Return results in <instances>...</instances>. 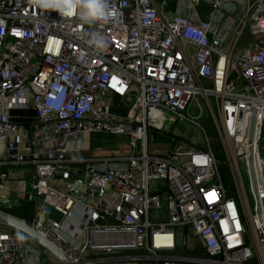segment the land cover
I'll use <instances>...</instances> for the list:
<instances>
[{
	"label": "built area",
	"instance_id": "1",
	"mask_svg": "<svg viewBox=\"0 0 264 264\" xmlns=\"http://www.w3.org/2000/svg\"><path fill=\"white\" fill-rule=\"evenodd\" d=\"M109 3L116 15L89 25L79 8L0 0V186L22 170L33 224L74 264H264V0ZM97 33L103 49L90 43ZM115 98L130 104L124 116ZM198 98L235 195L207 135L202 147L151 151L150 136L196 124ZM24 111L34 125L18 121ZM100 134L126 149L91 156ZM179 229L194 255L177 252ZM0 264L61 263L0 229Z\"/></svg>",
	"mask_w": 264,
	"mask_h": 264
},
{
	"label": "rangeland",
	"instance_id": "2",
	"mask_svg": "<svg viewBox=\"0 0 264 264\" xmlns=\"http://www.w3.org/2000/svg\"><path fill=\"white\" fill-rule=\"evenodd\" d=\"M129 106L125 105H114L113 111L116 113H121L122 115H125L127 111L129 110ZM215 113L218 116V111L215 109ZM22 118L25 119L26 121H29L32 119V116L28 114V112L24 111L21 112ZM187 116L190 119L196 120V124H193L189 121H184V122H178L175 124H172L168 130H164L160 133L157 134L156 140L150 141L149 144L152 148L153 151L160 152L162 151L163 153L168 154V152L171 151L175 141H178L177 144H183V145H191V146H196V147H202L206 143V135L209 137V139L212 142V145L214 147H217L219 155H220V160H221V176L224 180V183L228 190L231 192L232 195H235V188H234V182L232 180V175L228 169V167L223 163L225 162V156L222 150V144H221V139L219 135V131L216 125V122L214 118L212 117V113L209 109V106L205 100H202L201 98L196 99L189 111L187 112ZM33 121V120H31ZM34 125V121L30 122ZM125 140H123V137H118V136H110V135H99L97 137V140L93 143V145L96 144H101L103 145L102 148L104 149L105 146L109 147L114 146L115 148L123 145ZM96 148H93L95 150ZM108 151V150H107ZM115 150H111L109 152H113ZM115 155V154H114ZM16 174H24L21 169H12L11 176L15 180L19 179H26L24 175H16ZM245 183L247 189L249 188L248 185V180L244 176ZM27 183V189L29 191L30 189V180L26 182ZM251 196V194H249ZM2 203V204H1ZM0 205H8L13 208H22L24 205V202L18 203L17 201H10L6 200L4 202H1ZM4 205V206H5ZM7 206V207H8ZM3 207V206H1ZM21 211V210H20ZM50 213L49 211H46ZM47 213V214H48ZM3 228V227H2ZM6 228V227H5ZM8 230V229H5ZM10 230V229H9ZM182 230H177L178 232V250L177 252H181L183 250L182 247V242H183V233H181ZM190 230L188 229V237L187 241L191 240V235H190Z\"/></svg>",
	"mask_w": 264,
	"mask_h": 264
},
{
	"label": "clouds",
	"instance_id": "3",
	"mask_svg": "<svg viewBox=\"0 0 264 264\" xmlns=\"http://www.w3.org/2000/svg\"><path fill=\"white\" fill-rule=\"evenodd\" d=\"M33 5L42 9H52L61 15H71L77 8L81 9L80 19L83 23H106L116 15L114 7L109 0H33ZM98 49L105 48L106 42L102 35L94 34L90 41Z\"/></svg>",
	"mask_w": 264,
	"mask_h": 264
},
{
	"label": "crops",
	"instance_id": "4",
	"mask_svg": "<svg viewBox=\"0 0 264 264\" xmlns=\"http://www.w3.org/2000/svg\"><path fill=\"white\" fill-rule=\"evenodd\" d=\"M160 1H163V0H160ZM169 2H170V7H172L173 8V10H174V6H175V0H169ZM114 104L115 105H124V104H126L125 106H129L130 107V104L128 103V102H126V101H122V100H119V99H117V98H115V100H114ZM128 107V108H129ZM17 116H20V114L21 113H15ZM28 114L30 115V117L32 116V119L31 120H33L34 121V123L36 122V119H35V115L32 113V112H28ZM116 114H118V115H121V116H124V115H122L121 113H118V112H116ZM22 115V114H21ZM17 118H22V117H17ZM30 120V122H33V121H31ZM18 121H26L25 119H18ZM100 135H104V134H100ZM99 135H95L94 137H93V140H92V146H91V151H90V155L91 156H104V155H110L112 152H109V151H111V150H120V151H124L125 149H126V147H127V145H126V142H127V139L126 138H124L123 137V140H125V142H124V144L123 145H121V146H119V147H117V148H115L114 146H112V147H109L110 149H108V147L107 146H105V148L103 149L102 148V146L103 145H101V144H96V145H93V143L97 140V137H98ZM156 138V136H150V139L152 140V141H154L155 142V139ZM150 140V141H151ZM93 148H96L95 150H93ZM108 150V151H107ZM151 151H152V153L154 154V155H158V156H161V157H165L166 155H167V152L166 153H163L162 151H160V152H156V151H153L152 149H151ZM3 171H5V170H3ZM17 176L18 175H23V174H16ZM78 175V174H77ZM14 177V176H13ZM13 177L11 176V179H10V182L8 183V184H10V185H8L10 188H8V189H4V188H2V186H0V196H2V198H4L5 200H12V201H17L18 203H21V202H25V201H27L26 200V197H25V193L26 192H28V189H27V181H29V179L28 178H26V179H19V180H15V179H13ZM23 177V176H22ZM30 187V186H29ZM31 203V202H30ZM2 204V203H1ZM5 205V204H4ZM0 205V208L1 209H8V208H12L11 206H8V205ZM1 206H3V207H1ZM8 206V207H7ZM16 208V207H15ZM35 213H36V205H35V203H34V214H33V218H32V223H34V219H35ZM48 212H46V214H47ZM48 215L50 216V217H54V218H57L58 216L57 215H55V214H53L52 212H50V213H48ZM0 229L2 230V229H5L4 227L2 228V226H0ZM181 233H183V240H184V237L186 236L185 235V232H184V230H182L181 231ZM188 235V234H187ZM191 235V234H190ZM183 243H184V241L182 242V247H183V250L181 251V252H183V254L185 253V254H191V255H194V254H192V253H186L185 251H184V246H183ZM190 244H193V240L191 241H189V245ZM185 245V244H184Z\"/></svg>",
	"mask_w": 264,
	"mask_h": 264
},
{
	"label": "water",
	"instance_id": "5",
	"mask_svg": "<svg viewBox=\"0 0 264 264\" xmlns=\"http://www.w3.org/2000/svg\"><path fill=\"white\" fill-rule=\"evenodd\" d=\"M0 226L13 230L23 237L31 239L42 249L53 255L61 264H74L70 258L63 254L53 243L46 239L42 233L35 227V224H29L25 220L19 219L11 214L0 210ZM185 235L187 230L184 229ZM184 251L189 253L184 247Z\"/></svg>",
	"mask_w": 264,
	"mask_h": 264
},
{
	"label": "trees",
	"instance_id": "6",
	"mask_svg": "<svg viewBox=\"0 0 264 264\" xmlns=\"http://www.w3.org/2000/svg\"><path fill=\"white\" fill-rule=\"evenodd\" d=\"M214 150H215L218 158L220 159V155H219L217 147H214ZM0 210L6 212L8 214H11V215H13L19 219L25 220L29 224H32V218H33V214H34V203H30L28 201H25L24 205L22 206L21 209L12 207V208H8V209H1L0 208ZM5 229H8V228H5ZM9 231H11L14 234H17V232H15L13 230H9Z\"/></svg>",
	"mask_w": 264,
	"mask_h": 264
}]
</instances>
